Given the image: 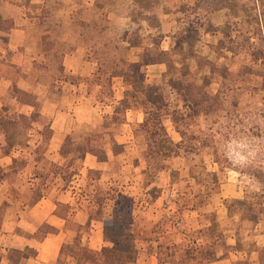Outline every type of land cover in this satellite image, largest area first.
Wrapping results in <instances>:
<instances>
[{
    "label": "rangeland",
    "instance_id": "rangeland-1",
    "mask_svg": "<svg viewBox=\"0 0 264 264\" xmlns=\"http://www.w3.org/2000/svg\"><path fill=\"white\" fill-rule=\"evenodd\" d=\"M150 1L137 2L145 8ZM156 2H159L157 8H162L163 11L177 12L178 22L184 23L180 35L175 37L174 47L177 51H183L182 55L172 57L177 68L181 67V59L185 60L186 56L195 53L194 44L198 40L199 26L209 32L221 31V40L212 46L214 53L199 52L201 56L208 57L213 65L212 68L209 66L204 68L205 77L202 73L196 74V70L191 66L194 61L186 60L190 63L192 71L194 70L196 83L203 86L212 98L208 101L211 106L206 112L208 114L195 115L192 111L184 109L180 103L179 109L188 116L185 117L183 114L178 117L176 125L170 119L163 120L167 140L176 145L177 153L173 156L172 151H167L165 156L150 157L151 162L160 161L165 164V169L159 171L151 183L144 180L146 161L143 153L146 149V140L142 135L136 136L131 126L132 121L138 116L134 114V119L130 121L125 116L127 126L122 123L109 124L111 135L105 136L106 151L112 148L111 136L126 134L124 132L129 129L132 141L126 146L120 144L115 146L119 153L107 169L101 170L104 190L98 191V195L106 196L112 188L115 190V195L119 193L126 197L128 204L126 217L128 221L132 217L131 229L138 238V246L141 248L136 264H160L158 255L164 261L181 264L185 255L184 249L187 247H196L200 253L209 248L215 249L217 255L222 252L227 253L234 246L228 243L236 237L243 248L251 249L256 247L253 244L256 238L260 243L264 241V237L262 238L264 235V0H156ZM32 8L36 7L32 6ZM219 8L226 11L225 22L221 26H214L209 23L206 16ZM33 11L30 10L31 13ZM131 11L133 17H130L131 21L127 26L122 22L120 14L115 15L113 22L115 32L112 31L108 35L117 37L123 29L131 25L138 46L134 52L129 51L128 57L134 59L139 54L141 58L145 51L150 49L152 52L157 45L159 46L161 39L155 27L159 29L161 27L157 18L160 13L156 14V10L151 12L156 17L151 25L141 21L137 10L131 8L129 12ZM138 25L141 27V32L136 30ZM47 26L53 31L50 40L57 41L58 37H63L62 45H57L59 51L56 50L58 52L54 54L64 49L70 50L75 46L88 47L89 42L76 38L68 23L51 21ZM183 31L190 34L186 37L185 43L189 44L185 49L182 42L178 44ZM68 32L72 34L66 37ZM105 42H107L106 37L95 41L97 48L95 55L109 60L113 47ZM42 46L41 44V49ZM90 55L91 52L87 51L86 57L94 62V56L89 58ZM48 60L50 64L46 70L34 69L35 76L41 83L47 82V75L50 72L58 74L60 62L58 57L54 55ZM62 74L66 80L82 79L64 73L63 69ZM91 77L86 81L94 92L98 93L100 88L91 84ZM148 78L154 79L150 76ZM112 80L111 78V84ZM52 90L50 96L57 98L56 91ZM120 118L122 119L123 116ZM103 123L104 121L101 120L99 125ZM76 131L86 133V130ZM124 138L129 139L126 135ZM151 143L164 144L159 139H153ZM35 156L45 157L46 169L50 167L51 162L63 164L61 156L56 160L55 155H48L44 142L39 143ZM11 175L14 176L13 173ZM19 182L15 177L12 185L8 182L0 185L1 222L8 208L17 207L20 201L29 205L37 194L44 191L40 187L38 190L25 191L21 194L20 188H17L20 187ZM22 182L28 185L26 180ZM54 185L51 188L60 187ZM69 187L73 189L76 187L78 194L81 189H91L87 186L84 168L73 178ZM107 205L104 210L106 214L112 210V201L107 202ZM210 221L215 225L213 232L208 230ZM7 249L5 251L0 249L2 264H12L6 261ZM167 262L165 264H168ZM198 264L204 262L198 260Z\"/></svg>",
    "mask_w": 264,
    "mask_h": 264
},
{
    "label": "trees",
    "instance_id": "trees-1",
    "mask_svg": "<svg viewBox=\"0 0 264 264\" xmlns=\"http://www.w3.org/2000/svg\"><path fill=\"white\" fill-rule=\"evenodd\" d=\"M0 1H8L12 5L18 4L23 6V10L21 11L22 17L31 18V21H34L35 26L39 28L43 45L42 50L48 63L45 65L41 62L42 64L35 65L34 69L46 70L50 64L48 59H51L54 55L61 61L64 52L61 51L55 54L54 52L59 51L57 45H62L63 37H58L57 41L50 40L53 31L47 25L51 21L55 23L63 21L65 24L68 23L76 38L78 37V39L89 42L87 47L88 52H91L89 58L94 56L96 64V68L92 73L91 84L100 87V91L97 93L98 100L105 103L112 98V77L116 75L120 76L123 79L124 86L123 98L115 105L113 114L110 117L104 118L102 125L89 132L73 131L68 134L59 150L63 164L51 162L50 167L46 169L45 157L35 156V152L40 142L45 143V150L47 148L52 134L50 121L38 112L36 95L30 91L21 90L13 84L9 91L10 96L16 102L32 106L34 110L28 116L18 112L11 113L9 109H13L14 104L7 102L0 109V157L9 155L12 151L22 148L21 154L18 157H14L10 165L5 167L0 165V182L5 181L12 185L17 172L25 166H29L31 171L27 180L29 186H27L28 189L26 191L32 192L33 190H38L40 187L44 191L37 194L28 206L38 202L54 184H57L56 187L60 186L58 188L61 189L68 188L73 178L79 175L83 168L84 159L87 154L95 156L99 162L107 161L105 147L107 142L105 141V136L106 134L111 135L109 131L110 126L108 125L124 123L126 120L125 113L128 110L143 113V120L139 123L134 122L131 126L136 136L142 135L146 140V149L143 153L146 161L144 180L147 183L153 182L156 174L165 169V164H162L160 161L151 162L150 157L153 155L165 156L167 151H172L173 156L177 153L175 151L176 145L167 140L163 120L170 119L176 125L178 117L183 116V114L187 117L188 114L183 113L179 109L180 103H182L184 109L192 111L195 115L208 114L206 112L211 106L208 104V101L212 98L203 86H199L196 83V77L193 75L194 70L192 71L186 60L194 58L196 74L202 73L203 77H205L204 68L206 66L213 67L209 59L199 54L191 53L185 57V60H180L181 67L177 68L172 57L174 55H182L183 51H177L176 47L172 51H163L157 45L154 51L151 52L150 49L145 51L138 61L129 60L128 51L130 47L138 46L133 37L134 30L129 25V27L123 29L119 36L110 37L108 34L112 33V31L114 33L115 27H113V19H108V13L120 14L119 16L123 18H130L133 17L132 11L129 12L132 8L139 12L141 21L148 22L151 25V22H154L156 19L151 12H155L159 5V2H156V0H151L145 8L138 4V0H132L133 4H135L132 7L123 4L116 5L113 0H96L92 7L82 5L77 10L74 9L61 18L56 17L55 13L76 3L81 4L82 0H68L70 1L69 3L67 0H43V4L38 7L36 12L33 11L32 13L28 10L30 0ZM122 22L124 23V20ZM4 23L10 25L12 21L9 20ZM136 30L141 32L140 25L137 26ZM185 33L186 31H183L181 39L178 41L179 45L181 42L187 41L186 37L190 35L188 32ZM71 34V32H68L65 36L69 37ZM101 37H106L107 42L105 43L113 47L109 60L95 55L97 53L95 41ZM158 37L159 39L162 38L160 32L158 33ZM58 41L60 42L58 43ZM155 63H165L167 71L162 78L150 80L146 74V68L148 65ZM47 76L48 80L44 84L49 86L51 92H53L52 89L58 92L55 80H64L60 62L58 74L55 75L50 72ZM34 80L40 82L37 76H35ZM121 116H123L122 119L120 118ZM153 139H159L164 144L159 145L160 143H157V145H153L151 143ZM166 143L169 145H166ZM110 144L112 145V152L114 155H117L119 151H116L115 146L118 144L112 136ZM11 173L14 174L13 177ZM86 178L87 186H90L91 189H81L80 193L76 196V204L88 212L89 220L100 218L103 221V238L107 245L103 246L100 250H92L83 245L81 236L77 233L73 241L62 245L56 264H136L140 257L141 248L138 246V238L131 229L133 225L132 217H130L129 221L126 217V210H128L126 197L119 193L115 195V190L112 188H110V192L106 196L98 195V191L104 190L99 169H87ZM110 201H112V210L106 214L104 210L108 206L107 202ZM70 209L69 205L57 202L55 214L62 218H67L69 214H72L70 213L72 212ZM213 224L210 221L208 227V230L212 232L215 227ZM80 229L81 227H79ZM56 231V228L44 223L32 235L27 236L41 240L47 234L55 233ZM232 249L243 250L248 256L251 252L257 251L259 263L264 264V246L260 248L253 247L251 249L243 248L236 237V244ZM184 254L181 264H198V260L203 261L204 264H211L217 259L216 250H210V248L200 253L196 247H187L184 249ZM35 256L36 251L28 246L24 248L9 247L6 251V259L12 264H19L24 259ZM158 261L160 264L167 262L162 260L159 255ZM253 262L247 258L237 260L233 264H254ZM167 263L176 264L174 262L171 263V261Z\"/></svg>",
    "mask_w": 264,
    "mask_h": 264
},
{
    "label": "crops",
    "instance_id": "crops-1",
    "mask_svg": "<svg viewBox=\"0 0 264 264\" xmlns=\"http://www.w3.org/2000/svg\"><path fill=\"white\" fill-rule=\"evenodd\" d=\"M113 1L116 5L133 6L132 0ZM95 2L96 0H82L81 4L76 3L69 8L59 10L55 13V16L61 18L72 10H77L82 5L92 7ZM30 4L28 10L33 9L36 12L38 7L43 4V0H30ZM32 6L36 8H32ZM22 10L23 6L18 4L12 5L8 1H0V109L7 102L14 104V108L9 109L11 113L18 112L28 116L33 112L34 108L28 104L16 102L10 96L9 91L11 86L15 84L21 90L34 93L38 100V112L50 121L52 134L46 152H48L49 156L50 154L55 155L56 160H59L60 147L68 134L76 130H86V132H89L99 127L101 120L104 121V118L110 117L113 114L115 105L123 98V79L118 75L112 77L111 87L113 96L105 103L100 102L95 95L97 92H94V89L86 81V79L92 76L96 64L86 57L87 47L75 46L70 50H62L64 54L61 57L60 64L64 73L82 79L73 81L66 79L55 80L58 92H56L57 98H52L49 86L41 82H35L34 80V66H37L39 63L47 65L48 62L40 47L42 40L39 28L35 26L31 18L22 17ZM156 11L158 12L156 14L160 13L157 18L160 21L161 29L155 27V31L162 34L159 46L163 51H172L175 45V37L180 35V29L184 23H182V20V22H178V18H176L177 12L171 10L163 11L159 7ZM115 15L109 12L108 19H113L114 22ZM206 18L214 26H221L225 22L226 11L219 8L207 14ZM9 20L12 23L10 25L6 23L7 25H5L4 22ZM122 20H124V24L127 26L131 18L122 17ZM197 30L198 40L194 44L196 51L193 52L199 55H201L202 51L214 53L212 46L221 40V31L209 32L203 30L201 26ZM38 39L39 43H37ZM187 44L189 43L182 42L183 49H185ZM136 47H130L129 51L134 52ZM139 56L140 54L135 56L136 58L134 59L129 58V60L138 61L140 59ZM188 60L194 61V64L191 66L195 69L194 58ZM166 68L165 63L151 64L147 66L146 74L151 78L159 79L166 74ZM95 87L100 88L98 85ZM98 90L100 91V89ZM134 114H136V117L138 116L137 121L133 117ZM125 116L128 121L134 119L132 123H139L143 120V113L138 111L133 112L128 110ZM122 125L127 126L128 124L124 122ZM129 131L124 132L126 134L114 135V141L124 146L130 144L132 137L131 130L129 129ZM125 135L129 139H125ZM106 152L107 161L105 162H99L95 156L87 154L83 167L85 171L87 169H99L100 171L107 169L108 165L115 161L118 154L114 155L112 150ZM20 154L21 150H16L12 151L9 155L1 156L0 165L4 167L10 165L12 159L18 157ZM111 154L112 156H110ZM104 165H107V167H104ZM29 176V166H25L16 174V179L20 181L18 185L20 187L17 188H20L21 194L28 189L27 186L29 185L23 184L22 181L26 180V184H28L27 180ZM21 179L23 180L21 181ZM4 182H0V185ZM77 194L78 189L76 187L75 189L71 187L67 189L51 188L45 196L31 206L25 205L23 201H20L17 207L8 208L0 225L1 251H5L9 247L24 248L28 246L36 251V256L24 259L22 262H28L29 264H56L62 245L73 241L77 233L81 236L83 245L92 250H100L106 244L103 238L104 223L100 218L89 220L88 212L76 204ZM57 202L69 205L71 207L70 211H72L70 213L72 214H69L67 218H62L55 214ZM44 223L56 228L57 231L47 234L41 240L27 236L32 235ZM79 227H81L80 230ZM263 237L264 235H262ZM253 242L257 248L264 246V241L260 243L257 238ZM233 244H236V239H232L228 243L230 246H233ZM247 258L252 262L254 261V264H260L257 251L251 252L248 256L243 250L233 249H229L227 253L222 252L217 255V259L211 264H233L237 260ZM2 262L0 260V264Z\"/></svg>",
    "mask_w": 264,
    "mask_h": 264
}]
</instances>
